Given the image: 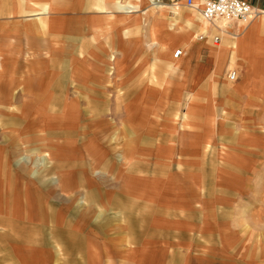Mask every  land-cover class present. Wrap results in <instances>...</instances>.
Returning a JSON list of instances; mask_svg holds the SVG:
<instances>
[{
  "label": "crops",
  "instance_id": "0c3cea01",
  "mask_svg": "<svg viewBox=\"0 0 264 264\" xmlns=\"http://www.w3.org/2000/svg\"><path fill=\"white\" fill-rule=\"evenodd\" d=\"M192 1L0 0V264H246L243 180L264 163V15L210 22L207 0ZM179 49L205 73H172L164 61ZM146 80L155 100L129 154V97ZM214 156L225 167L197 168ZM188 163L239 182L217 196L184 189ZM121 171L129 186L106 185Z\"/></svg>",
  "mask_w": 264,
  "mask_h": 264
},
{
  "label": "rangeland",
  "instance_id": "374dc122",
  "mask_svg": "<svg viewBox=\"0 0 264 264\" xmlns=\"http://www.w3.org/2000/svg\"><path fill=\"white\" fill-rule=\"evenodd\" d=\"M173 51H175V50H173ZM173 51H169V54L167 56L168 60L164 61L166 63V66L168 64H170L172 67H174V70H172V73L175 72L177 70L178 66H180V65H183L186 68L187 74L192 73L194 75L196 73H198V74H204L205 73L204 66H199L198 61H193L191 59H189L187 61H180V59L173 58V56H172ZM183 53H186V51H184ZM170 56H171V58H170ZM154 61L159 62L160 60L155 59ZM128 68H130V67H128ZM232 71H235L236 73H238L236 67H228L227 70L225 71V75H224L226 81H229L228 80L229 79V73H231ZM150 73L151 74H150L149 78H151V81H153L152 72H150ZM146 77H147V75H146ZM169 77H170V72L167 70L166 71L167 89H168V85H169V79H170ZM146 83H147V80L144 83L140 82L138 84V86L136 87L138 90L134 87V90L135 89L137 90L136 92L134 91V95L135 94L136 95L133 96L132 99L129 97V104H130V106H132L131 109H134L135 114H134V119L132 120V123L127 122L128 123L126 126V129H128L127 134H124L122 132V136H125L124 139L127 140L126 145L123 148H126V152H128L129 154L140 153L139 149L141 146L139 147V145L135 144L136 142L141 143L139 141V139H141L140 137H141V128H142L141 127V125H142L141 124L142 123L141 117L142 116H141L140 109H141L143 103L146 102V104H147V102L150 98H151L150 99L151 102H154V100H155V98L152 96L153 95L152 94L153 83H151L149 85V87H146V86L144 87V84L146 85ZM229 83H231V82L229 81ZM193 88L194 87L191 86L192 90H193ZM123 99H125V98H123ZM123 99H120V102H123ZM258 116H259V118L261 117L262 121L264 120V114H260V115L256 114V117H258ZM246 117H249V119H252L250 117H253V116L248 115V116H245V118ZM178 121H179V119H178ZM218 123H221L220 120ZM121 127L125 128V125L121 124ZM122 130L125 132V129H122ZM262 130L264 131V122H262ZM134 146L137 148L136 151H135V149H132V147H134ZM208 148H209V150H208V156L207 157H210L212 151H211L210 147H207L206 149H208ZM118 149H119V151L121 150V148H118ZM206 152L207 151H205V153ZM27 154H30V155L32 154L31 155L32 157L31 156L30 157L33 159V161H36V160L38 161V159L40 157H45V156H43L44 151L38 150V151H35L33 153L23 152L24 162L27 158H29V156H27ZM46 159H47V161L44 164L45 167H43L44 166L43 165L40 168V170L38 171L39 172L38 173L39 179L42 180L41 182H42V185L44 187L43 188L44 190H45V186L49 185V183H50L49 178L51 177L50 175H46L47 172L42 171L44 169H48V170L51 169L50 162H49L48 158H46ZM27 160H29V159H27ZM211 161L203 160L197 168L203 169V170L208 169V173H210V170L216 171V169L219 167L220 168L225 167V163L220 161V160H216V157H215V161H212V162ZM133 165H135V164H133ZM184 165H185V163H184ZM129 168H130L129 170H132L133 167L130 166ZM195 173H196L195 169H193V166L189 167V163H188L187 167L181 166V171H180L181 178L178 177L177 181L180 182L182 184V186H184V189H186L185 187L189 188V185L193 186V187H197L198 183L203 187L204 186L205 187H207V186L217 187V188H215L216 190H214V191H217L218 194H216L214 192L213 196H217L220 194L219 192L222 191L221 187H226V186L232 185V184H238V182H239V179L235 176L232 177V175H229V178L221 177L220 175L218 177L215 176V177L211 178V177H209L207 175L205 176L203 174V176L199 178V177H196ZM124 174H125V172L121 171L118 174V176H120V177L117 176L116 180L112 181V180L107 179L108 182L106 183V185H112V186H125L126 185V186H129V183H131V181L134 180L133 177H131L132 172L125 174L127 176H124ZM215 175H216V172H215ZM173 179H174V177L167 178V182L171 183V181ZM13 181H14L13 178L6 180V183H5L6 186H3L4 188L2 189L3 190L2 196H4V194L6 196H9L10 194H12V192H9V191L14 185ZM192 181H193V184H191ZM243 181H244L243 185L247 189V192H246V195L244 196V198L246 199V201L252 203V205L246 206L247 210H245V214H247V217H248V222L244 225V227H245L244 232L246 233V235H248L249 238L252 237V240H253V241L245 242V244H247V246H248L246 248L247 257H248V258H246V264H264V163H262L259 166L257 172L249 174ZM50 190L51 191H48L49 193H51L54 190V188H52ZM4 191L7 193H5ZM204 191H206L205 188H204ZM254 252L256 255L254 254ZM248 255H250V256H248Z\"/></svg>",
  "mask_w": 264,
  "mask_h": 264
},
{
  "label": "built area",
  "instance_id": "2783aa9c",
  "mask_svg": "<svg viewBox=\"0 0 264 264\" xmlns=\"http://www.w3.org/2000/svg\"><path fill=\"white\" fill-rule=\"evenodd\" d=\"M188 4L192 5L193 1L188 0ZM204 20L214 22L219 19L236 20L240 23L247 24L264 15V9H258L245 0H207L201 9ZM219 37H215L214 41H219ZM182 50H177L175 56L178 57ZM237 73L232 71L229 73V80L234 81Z\"/></svg>",
  "mask_w": 264,
  "mask_h": 264
},
{
  "label": "bare ground",
  "instance_id": "6f19581e",
  "mask_svg": "<svg viewBox=\"0 0 264 264\" xmlns=\"http://www.w3.org/2000/svg\"><path fill=\"white\" fill-rule=\"evenodd\" d=\"M262 16H263V15H262ZM262 16H261V17H262ZM261 17H259L258 19H260ZM258 19H257V20H258ZM216 22L227 23V22H231V21H230V20H226V19H219V20H216ZM182 52H184V51H182ZM175 53H176V52H175ZM174 58H175V59H178V58H176L175 54H174Z\"/></svg>",
  "mask_w": 264,
  "mask_h": 264
}]
</instances>
